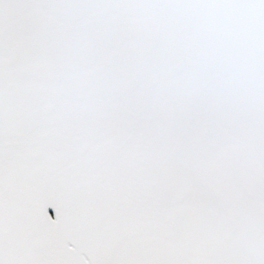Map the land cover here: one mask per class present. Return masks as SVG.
<instances>
[{"label":"snow or ice","instance_id":"snow-or-ice-1","mask_svg":"<svg viewBox=\"0 0 264 264\" xmlns=\"http://www.w3.org/2000/svg\"><path fill=\"white\" fill-rule=\"evenodd\" d=\"M0 264H264V0H0Z\"/></svg>","mask_w":264,"mask_h":264}]
</instances>
